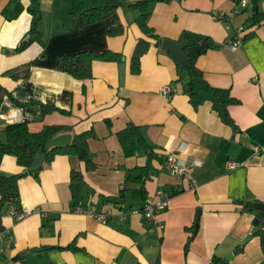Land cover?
I'll return each mask as SVG.
<instances>
[{
	"label": "crops",
	"instance_id": "0c3cea01",
	"mask_svg": "<svg viewBox=\"0 0 264 264\" xmlns=\"http://www.w3.org/2000/svg\"><path fill=\"white\" fill-rule=\"evenodd\" d=\"M9 1L0 0V85L24 107L4 99L0 142L6 141L7 125L22 121L31 132L62 128L47 141L48 149L68 145L84 132L92 131L93 137L89 164L59 155L43 163L37 177L27 174L18 181L19 201L4 207L0 218V264H264L253 214L242 210L245 203H264V21L251 20L255 12L264 13V0H246L238 15L233 0H152L148 6L147 24L162 40L176 41L189 31L215 45L198 58L197 67L212 87L228 89L239 101L228 109L235 127L209 102L192 107L182 91L187 75L178 81L173 59L153 42L141 58L140 72L131 74V57L144 35L136 23L138 12L128 5L140 0H118L122 6L113 15L85 26L71 19V0H39L36 33L30 32L28 0L14 4L20 9L14 19L2 14ZM215 12L229 15L231 30L213 17ZM118 26L121 34H107ZM239 26L245 33L232 51L226 40ZM83 51L121 54L123 83L122 60L94 62L92 78L86 80L55 68L58 58ZM25 64L23 80L5 74ZM167 85L174 89L170 97L159 91ZM40 104L67 113L41 116ZM129 123L144 139L133 156L124 154L117 138ZM149 152L146 199L158 191L169 196L156 223L130 212L140 210L146 199L137 193L140 184L126 181L129 171L147 164ZM168 154L191 167L190 175H169ZM229 160L237 164L231 170L225 168ZM71 170L85 183L78 205L106 215L105 221L75 211ZM23 171L15 157L0 153L1 174ZM16 206L32 212L17 220ZM71 243L75 249H66Z\"/></svg>",
	"mask_w": 264,
	"mask_h": 264
},
{
	"label": "trees",
	"instance_id": "16d2710c",
	"mask_svg": "<svg viewBox=\"0 0 264 264\" xmlns=\"http://www.w3.org/2000/svg\"><path fill=\"white\" fill-rule=\"evenodd\" d=\"M18 0H10L3 8L2 14L7 19H14L18 16L20 9L16 8ZM152 0H140L128 5L132 11L138 12L136 23L144 35L143 38L136 42L131 61V74H138L140 72V61L142 56L148 51L151 43L160 46L162 39L155 33V31L148 26L147 20L150 16L148 9L149 3ZM122 6L118 0H71V7L69 14L71 19L77 26H85L100 22L111 15ZM31 16V33L37 32V25L40 21V7L39 0H28L26 8ZM253 24H260L264 21V13L255 12L251 18ZM122 33V27L118 26L107 31L110 36L119 35ZM202 41H206L207 46H201ZM182 45V54L186 60L187 65L183 66L174 55L168 53L173 59L176 68L178 81L182 79L183 74L187 75V81L183 85V94L188 97L189 103L194 109H197L204 102H209L218 116L228 125L235 127L232 118L229 115L228 109L232 105L239 103L237 99L231 96L228 89L212 87L204 78L202 71L197 67L198 58L203 55L209 48H214L207 37L183 31L180 33L178 39L175 41ZM26 44L21 45L16 51L22 50ZM122 59L121 54L111 51H104L102 53H95L90 51H83L75 54H70L58 58L55 68L58 71L65 72L78 80H86L92 78V66L94 62L120 63ZM28 65H22L17 68L6 71L5 74L11 76L15 80H23L27 76ZM8 99L15 106L23 108L15 102L11 93L0 85V107L4 101ZM41 116L58 112L66 114L67 112L57 107L40 104ZM62 130L57 126H44L39 132H31L28 129L27 122L12 123L4 128L6 135L5 143L0 142V153L15 157L16 163L23 169H28L36 155L42 154L44 156V164H49L59 155L75 156L86 164L91 162V153L89 150L88 140L93 137V132L88 131L75 136L74 140L63 146H55L50 149L46 148L47 141ZM117 138L126 156H133L139 145L144 143L140 128L129 123L125 129L117 133ZM147 164L144 167L135 168L127 173L126 181L140 184V189L137 193L140 194L143 200L146 199L145 191L143 189L144 180L148 177L149 162L153 155L147 153ZM42 169V165L31 174L37 177L38 172ZM24 175L13 174L3 175L0 173V218L2 211L6 206H13L19 201L18 181ZM85 183L81 173L71 170L69 179V188L73 199L74 207L78 205L81 200V193L84 189ZM255 203V202H254ZM254 203H245L242 210H246L253 214L252 224L254 227L253 235L258 237L262 254H264V213L252 209ZM191 237L188 238L184 250H188ZM66 249H75L73 243L66 247Z\"/></svg>",
	"mask_w": 264,
	"mask_h": 264
},
{
	"label": "built area",
	"instance_id": "2783aa9c",
	"mask_svg": "<svg viewBox=\"0 0 264 264\" xmlns=\"http://www.w3.org/2000/svg\"><path fill=\"white\" fill-rule=\"evenodd\" d=\"M234 2H236L235 8H234V12L233 14L238 15L241 13L240 9H245L247 6V1L246 0H233ZM240 8V9H239ZM213 17L219 21L220 23H222L225 27V29L231 30L232 28V20L229 17V15H227L224 12H215L213 13ZM245 33V29L242 26H239L238 28H235L233 33L230 34L227 37L226 40V45L228 46V48L232 51L236 50L239 45H240V41L243 37V34ZM159 91L162 94H165L167 96H171V94L173 93L174 89L172 88L171 85H167V86H163L159 89ZM3 104V103H2ZM5 104H8L7 102ZM19 108L15 109L16 113H19ZM5 115L1 110L0 107V119H4ZM164 166L166 168V170L168 171L169 175L173 176V177H178V178H183L186 176H189L192 168L181 163L178 158L174 155V154H168L165 158V162H164ZM237 166V164L233 161H226L225 163V168L226 169H233ZM168 200H169V196L168 194L162 192V191H158L156 193L155 198L150 199L147 198L142 206V208L140 210H130V212L132 214H136V213H142L145 217V219L147 221H149L150 223H156V215L164 210L167 205H168ZM75 211L76 212H80V213H87V214H91L93 216H95L98 220L101 221H105L106 220V215L103 214H98L94 208H89L87 210H83L79 205H77L75 207ZM31 210L25 208V207H21V206H16L14 207L13 211H12V215L15 217V219L17 220H21L23 218H25L26 216L31 214Z\"/></svg>",
	"mask_w": 264,
	"mask_h": 264
},
{
	"label": "water",
	"instance_id": "95a60500",
	"mask_svg": "<svg viewBox=\"0 0 264 264\" xmlns=\"http://www.w3.org/2000/svg\"><path fill=\"white\" fill-rule=\"evenodd\" d=\"M201 46L205 47L207 46L206 41H202ZM160 48L176 57V59L183 65L186 66V60L182 54V45L177 44L175 41L163 39L160 42ZM122 63L119 64V72H120V84L123 83L124 78V58L121 59ZM44 161V156L42 154L36 155L35 159L33 160L31 166L23 171V175L31 174L32 172L36 171ZM252 209L255 211H259L264 213V203H254L252 205ZM197 216H199V211L197 213ZM262 226H264V222H262ZM197 229V224L195 225V230ZM245 242L242 243L241 247L243 246Z\"/></svg>",
	"mask_w": 264,
	"mask_h": 264
}]
</instances>
